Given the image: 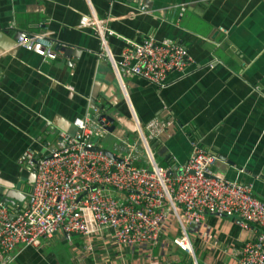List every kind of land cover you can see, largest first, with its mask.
Instances as JSON below:
<instances>
[{"label":"crops","instance_id":"crops-1","mask_svg":"<svg viewBox=\"0 0 264 264\" xmlns=\"http://www.w3.org/2000/svg\"><path fill=\"white\" fill-rule=\"evenodd\" d=\"M139 4L148 13H140ZM92 12L115 33L106 40L116 59L125 38L172 39L192 57L187 73L169 75L163 86L134 75L118 79L99 54L96 27L81 22ZM20 31L45 34L56 57L17 45ZM132 112L141 122L173 121L151 143L156 162L181 165L195 143L218 156L214 174L252 184L264 200V0H0V202L23 208L31 200L34 171L23 157L26 149L48 154L59 132L73 133V120L88 113L109 118L113 129L99 143L112 152L104 145L108 137L134 141ZM221 217H206L197 259L176 247L162 257L158 245L155 264L229 260L228 249L220 247L234 238L247 240L255 227ZM84 246L78 235L67 241L56 234L38 247H16L11 264H91L92 258L79 254ZM95 252L102 263L144 259L137 250L101 243Z\"/></svg>","mask_w":264,"mask_h":264},{"label":"built area","instance_id":"built-area-1","mask_svg":"<svg viewBox=\"0 0 264 264\" xmlns=\"http://www.w3.org/2000/svg\"><path fill=\"white\" fill-rule=\"evenodd\" d=\"M146 8L139 4L138 11L148 13ZM179 10L181 16L185 8ZM81 22L96 27L102 47L99 54L110 61L118 79L121 74L134 75L163 86L169 75L186 74L192 61L182 43L153 36L139 41L125 38L116 59L106 40L115 33L105 21L92 12ZM16 43L43 58L57 55L52 40L43 33L20 31ZM132 121L135 139L124 155L107 154L99 141L109 132V120L88 113L73 120V133L59 132L48 154L23 152L34 171L31 200L23 208L0 202V264L15 260L16 247H38L43 239L56 234L67 241L80 236L85 246L79 254L92 258L91 264H155L160 257L152 252L158 245L162 257L167 258L176 247L197 259V240L202 238L208 215L232 217L244 229L255 227L247 240L234 238L219 245L230 254L222 264H264V200L254 195L252 184L214 174L211 167L218 156L195 143H191L187 161L175 165L176 174H168L172 166L156 162L150 144L173 121L152 118L141 122L133 112ZM140 157L145 164L138 162ZM98 243L137 250L144 259H106L102 263L95 255Z\"/></svg>","mask_w":264,"mask_h":264},{"label":"rangeland","instance_id":"rangeland-1","mask_svg":"<svg viewBox=\"0 0 264 264\" xmlns=\"http://www.w3.org/2000/svg\"><path fill=\"white\" fill-rule=\"evenodd\" d=\"M107 135L108 134H106L105 136H107ZM106 142H107V144L104 143V145H106L109 148V150H112V152H115V153L120 152L122 155H124V154H127L129 152L128 148L131 147V145L133 143V140L128 142V141L121 140V139H118V138H114L113 139L111 137H108ZM101 146H102V148H104L103 145H101ZM136 147L138 148V150L140 152L142 151V147L141 146L137 145ZM150 148H151V150H154V148H153V146L151 144H150ZM155 158L158 160L157 156H155ZM138 162L140 164H145V158L144 157H140ZM209 218H214V217L210 216ZM221 219L223 221H232L233 218L229 217V216H224V217H221ZM206 221L203 223V226L206 225ZM197 253H198V251L196 250V255H197ZM199 259H201V255L199 256Z\"/></svg>","mask_w":264,"mask_h":264},{"label":"water","instance_id":"water-1","mask_svg":"<svg viewBox=\"0 0 264 264\" xmlns=\"http://www.w3.org/2000/svg\"><path fill=\"white\" fill-rule=\"evenodd\" d=\"M56 46H57V49H58L59 45H56ZM65 50H67V49H65ZM103 116H105V115H104V114H101V115H99V118H100V117H103ZM107 118H108V117H107ZM108 119H109V118H108ZM106 129H107L109 132H111L112 129H113V126H107ZM106 152H107V154H108L109 156L114 157V155L112 154V152H110V151H106ZM175 168H176V166H173L172 169H169L168 174L175 175V174H176V172L174 171Z\"/></svg>","mask_w":264,"mask_h":264},{"label":"trees","instance_id":"trees-1","mask_svg":"<svg viewBox=\"0 0 264 264\" xmlns=\"http://www.w3.org/2000/svg\"><path fill=\"white\" fill-rule=\"evenodd\" d=\"M161 164H163L162 162H160ZM168 165V164H167Z\"/></svg>","mask_w":264,"mask_h":264}]
</instances>
